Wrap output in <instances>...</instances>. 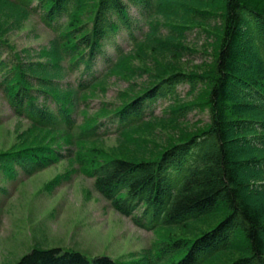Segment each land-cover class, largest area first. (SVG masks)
Masks as SVG:
<instances>
[{
    "label": "trees",
    "instance_id": "16d2710c",
    "mask_svg": "<svg viewBox=\"0 0 264 264\" xmlns=\"http://www.w3.org/2000/svg\"><path fill=\"white\" fill-rule=\"evenodd\" d=\"M0 1L33 15L38 5L43 7L40 20L52 23L54 29L73 25V16L78 13L73 11L83 10L82 0ZM166 1L91 0L84 8L87 23L62 37L65 46L61 55L69 63L65 71L79 73L74 88L81 90L96 80L98 66L105 65L104 71L112 67L104 48L114 46L118 33L132 40L129 8L146 12L149 18ZM193 1L198 8H179L187 19L206 24V15L213 13L221 19L212 68L205 77L196 78L208 90L206 130L170 146L156 160L113 159L92 170L91 175L95 189L139 227L182 232L179 238L161 242L157 258L165 264H209L212 256L223 252L231 254L217 264H264V202L255 198L264 195V0ZM2 31L0 26V76L12 73L14 79L17 72L23 78ZM113 46L117 53L119 46ZM193 79L183 74L171 76L160 88L151 89L119 112L121 117L113 119L114 128L92 129L82 137L114 135L152 116L157 101L176 98L175 89L184 83L192 86ZM24 86L17 85L8 101L26 113L34 127L72 129L69 116L51 92L38 93V97L46 94L41 99L49 100L41 101L49 108L40 111L38 97ZM253 96L257 100H252ZM53 152L33 145L0 153V207L9 196L2 183L15 179L18 170L33 175L38 168L47 167L57 154ZM15 264L120 263L108 257L90 259L68 248L34 247Z\"/></svg>",
    "mask_w": 264,
    "mask_h": 264
},
{
    "label": "rangeland",
    "instance_id": "374dc122",
    "mask_svg": "<svg viewBox=\"0 0 264 264\" xmlns=\"http://www.w3.org/2000/svg\"><path fill=\"white\" fill-rule=\"evenodd\" d=\"M90 3L82 0L83 10L73 11L78 12L73 25L54 29L52 23L40 20L43 7L38 5L33 15L0 1L3 39L23 74L21 78L16 72L14 79L12 73L0 76V153L33 145L57 153L37 173L18 170L15 179L2 183L9 196L0 207V264H15L34 247L68 248L90 259L108 257L120 264H148L149 260L165 264L157 258L161 242L183 235L176 228L145 230L136 225L95 189L91 173L113 159L156 160L170 146L206 130L208 90L196 78L205 77L212 68L221 19L218 13L207 14L206 24L187 19L179 8H198L193 0H167L149 18L146 12L131 7L132 40L118 33L114 46L104 48L112 67L104 71L105 65L98 66L97 79L77 90L74 86L79 73L65 71L69 63L61 55L65 46L62 37L87 23L84 8ZM238 43L241 47L242 39ZM111 46H119V51ZM175 74L195 78L193 85L181 84L175 89L176 98L157 101L152 116L114 135L82 137L92 129L114 128V117H121L119 112L130 102L160 88ZM20 84L33 96L51 92L69 116L72 129L34 127L27 114L8 101ZM39 95V110H47L41 102L47 100L41 99L46 94ZM25 96L30 99V95ZM255 198L264 202V195ZM228 254H215L208 262L220 263Z\"/></svg>",
    "mask_w": 264,
    "mask_h": 264
}]
</instances>
